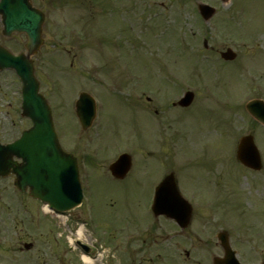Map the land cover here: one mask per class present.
Here are the masks:
<instances>
[{
	"label": "rangeland",
	"instance_id": "1",
	"mask_svg": "<svg viewBox=\"0 0 264 264\" xmlns=\"http://www.w3.org/2000/svg\"><path fill=\"white\" fill-rule=\"evenodd\" d=\"M198 1L217 8V12L207 23H204L197 13ZM33 3L45 13L42 56L51 51V43L60 42L56 43L53 50L57 51L55 56L60 58L66 52L61 50L62 46L70 48L73 36L82 39L83 32L89 30L92 32V40L91 43H86L84 49L95 61L96 57L102 61L104 56L112 69L111 77H119L122 63L128 62V67L134 70L131 72L137 76L134 80H140L136 81V88L132 89L127 98L133 99L132 103L137 105H155L159 109L157 117L162 120L163 126L176 125L180 128V137L184 138L182 147L181 141L177 142L175 138H167L166 141L161 138L158 144L161 146L159 152L163 153L161 159L164 162L172 159L171 143L174 144L173 154L175 153L177 160L180 158L181 149L182 152L183 149L187 150L186 152L192 153L193 156L195 151L188 150H197L199 155L204 149L205 154L202 155L201 162L194 157L188 161L183 159L185 170L176 168L181 161L174 162V168L177 169L178 175L181 173L183 180L180 187L193 193L198 204L195 208L193 206L194 214L189 230L181 233L180 238L176 239L179 241L177 247L191 250L190 260L184 258V252L177 251L178 257L184 258L182 264H212L213 255H222V249L216 239V232L221 229L228 231L231 246L243 264H261L264 259V168L259 173L248 170L235 160L234 152L239 136L252 133L261 149L264 162V129L256 122H251L244 110V103L250 97L260 94L264 98V0H231L227 3L221 0H33ZM1 28L0 24V44L12 51L17 49L16 45L20 44L22 47L26 41L24 35L13 34L5 37ZM62 37L64 38L61 39ZM204 37L213 49L203 50ZM103 39L107 40L106 45ZM118 41L122 44L120 50L115 43ZM183 42L188 44V58L178 49ZM224 46H230L239 54L235 63L213 60L218 56L214 47L220 49ZM116 53L118 56L115 58ZM67 57L69 59L70 55ZM211 60L213 63L210 64ZM86 64L91 65L89 62ZM59 65L61 73L56 75L57 80L43 85V89L48 87L45 89L48 94L46 95L56 107L55 111L61 109V123L65 127L61 126L65 129L63 144L68 148L67 142H73L72 137L69 138L71 132L78 130L73 117V102L79 90L88 88V83L78 75L76 66L64 69L60 61ZM84 65L85 63L81 66ZM128 70L127 73L132 75ZM197 72L202 73L205 81L194 77L189 78L188 82L176 79L180 86L169 89L163 81L164 74L177 73L188 77L189 74L199 75ZM41 77L43 79V76ZM188 83L195 94L193 106L189 112L182 111L179 117L181 119L177 122L174 121L175 110H170L163 99L173 100L172 94L186 89L185 84ZM19 85L11 71L0 72L1 94L5 92V100L12 104L8 114H4V108L0 106V119L7 126L9 118L14 117L16 125L20 126L15 130L27 125L26 121L20 120L18 113L15 114V111H18ZM162 88L164 89L155 94L156 99L150 104L139 92V89H143L146 94ZM113 89L106 82L94 90L96 95L104 100L107 120L111 117V131L108 129L105 133L108 141L106 152L109 156L95 160L105 165H108V159L114 157L116 150L112 154L110 152L116 148L117 143L129 138L134 130V123L128 114L122 113L121 103L115 97L121 93ZM205 95L207 97H204ZM144 109L152 115V111H149L151 108ZM181 120L183 123H180ZM137 122L146 126L148 117L140 114ZM163 126L161 125V128ZM98 128V124L94 126L95 130ZM189 132L190 138L187 137ZM141 136L146 140L152 134L150 130H143ZM135 138L134 136L133 139ZM150 146L154 147L152 143ZM122 148L121 145L117 151ZM157 171L158 167L154 161H145L142 170L137 173L138 178L133 181V185L138 184L139 187L134 188H123L114 184L96 171L92 179L96 191L92 192L91 203L95 221L89 220L95 233L85 224L82 237L77 236L76 215L80 216L79 209L70 211L63 218H55L59 240V246L55 249L62 264H88L83 261L80 248L69 249L68 246H72L68 242L70 236L73 239L79 237V240L93 248L92 254L95 257L91 255L94 258L91 264H115L109 247L103 245L100 249L98 238L100 237L105 245L110 242L108 246L119 251L117 241L123 242L131 232L138 234L133 223H121L128 221L122 219L126 211L124 200L127 193L132 195L133 203L139 201L135 213L140 217L142 224L153 225L154 221L146 214V202L150 194L149 184L158 180ZM124 185H131V182ZM49 239H52L51 235ZM158 240L160 246L167 242L163 238ZM173 241L172 239L169 243ZM155 248L150 246L151 250ZM119 253L118 257H121ZM139 254L144 258L148 252L145 250ZM26 259L22 258L20 263L28 264ZM158 259L163 262L164 257ZM120 263L124 264L123 261Z\"/></svg>",
	"mask_w": 264,
	"mask_h": 264
},
{
	"label": "water",
	"instance_id": "2",
	"mask_svg": "<svg viewBox=\"0 0 264 264\" xmlns=\"http://www.w3.org/2000/svg\"><path fill=\"white\" fill-rule=\"evenodd\" d=\"M199 11L205 19L214 12L213 8L206 5H199ZM0 15L5 34L8 35L15 30L27 34L28 54L38 48L41 44L40 34L43 14L32 7L29 0H0ZM3 67L14 68L21 78L23 82V114L30 116L33 120L32 128L25 132L15 144L8 145L5 148L9 150L14 145L21 147V152H18V155L25 159L27 165H24V167L27 169L33 164L42 176V183L45 181L38 194L60 209H69L76 205L81 198L76 167L70 156L63 153L56 146L50 111L45 100L37 93L38 85L33 77L31 61L27 56H13L0 47V69ZM191 98L192 94L187 93L181 103L187 105L190 103ZM261 105L263 106V104ZM246 107L251 111L253 106L251 107L250 102ZM262 109L264 110V108ZM254 115L264 123V114L259 113L258 115L255 112ZM257 156L258 152L252 137H242L237 149V158L244 164L249 166L255 164V167H258L259 158ZM225 236L220 235L219 238L226 250V259H229V264H239L233 256V252L229 250ZM217 262L215 261V263Z\"/></svg>",
	"mask_w": 264,
	"mask_h": 264
},
{
	"label": "flooded vegetation",
	"instance_id": "3",
	"mask_svg": "<svg viewBox=\"0 0 264 264\" xmlns=\"http://www.w3.org/2000/svg\"><path fill=\"white\" fill-rule=\"evenodd\" d=\"M138 107H140L139 104ZM143 129L144 126L139 125L136 121L137 141L135 145L138 149L142 147L143 138L141 134ZM57 133L60 134V130ZM12 139H0V142L6 143ZM61 140L62 136L59 139L60 143H62ZM71 147V152L76 155L78 163L80 162L83 168H87V172L85 171L83 175V179L85 177L86 181L84 183L85 189L89 192L96 191V187L92 182L96 171L103 174L109 181L107 172L102 173L98 170L100 164L95 162L94 154L79 153L78 139L73 140ZM17 161L20 162V160ZM96 166L98 169H95ZM141 170L142 161L139 160L136 173L126 176V178H130L131 185L138 178L137 173ZM121 187L134 188L139 187V185H121ZM131 203L132 201H129L126 195L125 204ZM138 203L139 201L135 202L136 205ZM57 216L58 214L55 212L47 210L46 205L40 199L30 194V185L21 183L13 169H7L0 173V264H17L22 258H27L25 262L28 264H57L58 262L62 264V260L57 258L55 249L56 246H59L55 221ZM159 218L165 217H156V219ZM19 232H22V234H19ZM150 234H153V232H150ZM49 235H51V240ZM24 243H29V246L23 247ZM48 251H50L49 254Z\"/></svg>",
	"mask_w": 264,
	"mask_h": 264
},
{
	"label": "bare ground",
	"instance_id": "4",
	"mask_svg": "<svg viewBox=\"0 0 264 264\" xmlns=\"http://www.w3.org/2000/svg\"><path fill=\"white\" fill-rule=\"evenodd\" d=\"M78 233H79V234H82V233H83L82 227H80V228L78 229ZM82 257H83V259H84L85 262H88V263H91V262H92L91 259H90L88 256L83 255Z\"/></svg>",
	"mask_w": 264,
	"mask_h": 264
}]
</instances>
